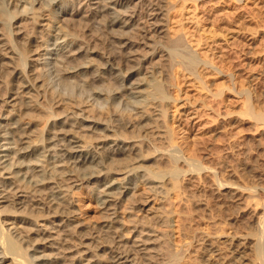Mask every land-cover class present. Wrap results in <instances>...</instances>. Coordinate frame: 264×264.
Masks as SVG:
<instances>
[{"label":"bare ground","instance_id":"bare-ground-1","mask_svg":"<svg viewBox=\"0 0 264 264\" xmlns=\"http://www.w3.org/2000/svg\"><path fill=\"white\" fill-rule=\"evenodd\" d=\"M204 1L182 0L195 7ZM24 3L0 0V264H179V257L188 250H183L181 256L180 249L172 251L168 231L165 233L155 225L167 224L169 220L171 204L167 194L176 192L178 177L201 174V167L197 168L196 158L197 167L189 163L191 159H181L185 147L180 143L174 146V140L167 136L166 112L175 101L168 81L172 67L179 65L181 71L200 81L205 92L210 93L208 83L200 80L196 68L202 65L216 73L221 70L208 61L205 53L200 51V56L189 48L181 28H168V15L175 9V1ZM11 6L14 11H9ZM34 25L43 28L44 33L37 35ZM49 65L58 66L65 79H72L58 80L65 81L73 91L80 82L88 88L83 102L74 96L61 99L57 95L54 102L63 108L62 116L47 110L32 93L35 88L46 87L38 78L40 72L46 77ZM229 83H224L225 87L220 84L210 93L212 97L222 98L224 90L242 95L240 116L264 125L263 110L253 111L251 92H237L232 78ZM123 106L138 123L123 119ZM148 106L153 111L146 112ZM226 112L223 119L229 114ZM218 123L224 125V121ZM154 125L162 129L155 137L166 142L168 139V146L153 148L146 136ZM126 129L136 135H123ZM191 165L199 170L192 169L194 175L189 169ZM203 170L222 200L237 207L230 220L237 224L248 212L255 229V233L248 234L250 237L239 239V234L235 232L236 237L226 229L223 236L228 237V255L215 263L232 264L231 256L238 252L242 242L247 244L250 239L257 255L255 264H264V186L241 188L223 183L214 168L205 165ZM82 188L89 191L95 202L92 212L79 196ZM155 195L160 199L157 205L153 203ZM205 227L203 222L198 224L203 241L208 237ZM204 251L209 255L217 252L210 245Z\"/></svg>","mask_w":264,"mask_h":264},{"label":"rangeland","instance_id":"rangeland-1","mask_svg":"<svg viewBox=\"0 0 264 264\" xmlns=\"http://www.w3.org/2000/svg\"><path fill=\"white\" fill-rule=\"evenodd\" d=\"M13 1L16 2L17 0ZM23 1H26V4L24 3L22 5H27L28 0H22V2ZM172 1H175L176 3L175 9L173 11L171 10L168 15V28H170L172 31L181 28L184 31V37L186 36L185 38H187L186 40H188L187 45L189 46V48H192L191 50H194L195 52L198 51L197 53H199L200 56L203 55L202 53H205L204 56H207L208 61L211 60L210 62L215 64L218 67L217 68L215 66L217 69L221 70L220 73H216L215 70L211 68H205L202 65L197 66L196 73L199 75L200 80L202 81L203 79V82L206 83V85L208 83L207 88H209L211 92H214L215 89L220 87V84L221 86L223 84V86L225 87V84H227V82L229 83V80L231 78L234 79V89L237 90V92H242V90L243 92H251L249 95L251 97V100L253 101V107L255 106L253 108V111L260 112L263 110L264 113V0H206L204 2H201V5H196L197 7H195V5L190 2L183 3L182 0ZM11 7L12 8L9 7V11H14L15 8L13 6ZM39 22L42 21L40 20ZM37 26L38 25H34L36 34L42 35L44 33L43 28ZM179 67V65H174L172 67V77H169L168 81V83L172 86H170L171 88L169 91L171 93V96L175 99V101L173 102L175 103V106H173V103H170L168 106L166 118L169 125L167 124L168 130L166 128L165 129L168 131L167 136L172 139L170 141L174 140L172 142L173 145L174 142L176 143L174 146L179 145L180 143V145L182 144V146L185 147L183 153H180V155H182L181 159H186V161L191 159L192 162L189 161V163L194 164L196 167L199 165V167H197L199 170L200 167L202 170L205 165H207V167L209 166V168L211 169L214 168V171L216 170V177H218L219 180L222 179L221 181H223V183L228 182V184H237L236 186H239L241 188L252 187L251 185L257 187L264 186V125L260 123L257 124L255 123V121H250L252 119L240 116L239 113L243 110L242 95H240V97H242L240 98L238 96H235L231 92L224 90L225 92L223 93L222 98H214V96L212 97V95L210 94L211 92L209 93V91H207L209 94L205 92L206 89L202 88V85H200V81L198 82V80L196 78L194 79L192 75H187V73L181 71L182 68ZM49 68L50 69H48L46 77L45 74L41 76L40 72L41 78H38L39 80L43 81L44 84H46V87H43L41 89L35 88L32 93L34 94V96H36L39 102H43L42 105L47 110H52V113H54L55 115L62 116L61 113L63 112V108L61 106H57L54 102L56 101L57 95L58 97H61V99H66L67 96H74L78 98L79 101L83 102L88 97V88L80 82V84L78 83L79 86L77 87V90L74 89L73 91L69 84H64L65 81L69 82L72 79H65L66 77L64 78L61 75L60 71L58 72V70L61 69L56 65H52L51 67L49 65ZM38 73L39 72L36 71V75H38ZM59 77L63 78L65 81L61 83L60 80H58ZM80 85L83 88H81ZM44 92L49 97L46 94L44 95ZM78 92L79 95H75L78 94ZM80 95L82 96L78 97ZM117 103L118 100L115 104L117 105ZM215 105L216 107H221H218V109H216L214 108ZM111 106L109 105L107 109L110 110ZM152 107L153 106H151V108ZM124 108L125 107L123 106L121 111ZM147 108L148 109L146 112L149 113L150 111H153L149 106ZM211 112L215 113V115ZM224 112L229 114L225 115V118L223 119L222 117H224ZM121 116L125 121H128L132 124L138 123V119H134V116H132V113L128 110V108L124 112L122 111ZM218 120L224 121V125L218 123ZM254 125H256L259 129L256 130V126ZM260 125L261 127H259ZM157 126L158 125H154L153 128L150 129V134L152 136H150V134L148 133L146 137L151 140L150 142H152L153 148L156 147L155 149H161L168 146L167 143L169 140L167 139L166 142V140H162L160 138L157 139L155 137L159 135V131L162 130ZM226 126L228 127L227 132L226 128H224ZM254 131L256 132V134ZM128 132V129L124 130L123 135H136L132 134V132L129 134ZM171 132L172 136L169 135ZM138 134H140V132ZM189 138L194 139L190 140ZM184 139H186V141ZM156 141L158 144L156 143ZM239 144L241 147L239 146ZM187 147L189 149H187ZM151 149L152 148L149 149V152H152L153 149ZM192 149L194 150V152ZM190 152L192 155L189 154ZM204 153L206 156L204 155ZM202 155L203 157H200ZM190 156L192 157L190 158ZM196 156L202 159L199 160V158ZM195 158L196 160L198 159L199 161H202L199 162L197 160L198 165H196L195 163L197 162L195 161ZM194 165H191L189 167V169L191 170L190 172L193 175L196 174L195 171H199L198 169H196V167H194ZM194 168L196 170H193L192 172V169ZM201 170L199 171V173L201 174H197L196 176H185V179L183 176L178 177L179 181H177L176 192L175 190H172L170 191V193L168 192L169 196L167 194V197L171 204L170 210H168L169 213L167 212L169 214L167 215L170 216L169 220L167 221V224H163L162 222H160L155 225L157 228L165 231V233L168 231L166 235L167 237L169 236V238L167 239L172 251L180 249L179 251L181 254L179 256H181L183 254L182 252H184L183 250H188H186L187 253L184 252L183 254L184 256L186 255L185 257H183V255L181 256L182 259L181 257H179V264H183L184 262V264H186V262L188 264H213V262L214 264H216L223 258L225 260L226 256L228 255V237L223 236L226 229L233 231L231 232L233 235H235V232L236 234H239L238 239L242 236L244 237L245 235L250 237V235H248L249 233H255V229H253L254 227L250 223L252 220L250 218L251 214H249L248 212V214L245 213L243 215L242 219H240L237 224L233 223L230 220V216L234 213V211L237 210V207H231L232 205H229L222 200L220 192L216 191L214 187L210 185V181L208 180L205 171ZM79 196L84 200L85 205L88 206L89 211L92 212L95 210V202L92 198H90L88 190L82 188V190H80L79 192ZM158 197V195L152 197L154 205H157L160 202V199ZM262 198L264 199V194L262 195ZM222 202L225 204H223ZM138 213L140 214V212ZM176 214L179 216L177 217ZM203 216L205 217V220ZM199 219L202 221H200ZM198 221L199 223L203 222L204 225H206L205 233H208L207 235L209 238H205L206 240L204 239V241L201 236V231L198 228ZM173 223L176 225L172 226ZM251 227L253 230L251 229ZM192 229L193 232L191 231ZM221 230L223 232H221ZM239 231L241 234L239 233ZM235 236L237 237V235ZM247 241H249V243ZM247 241H245L247 242V244L242 242V244L238 247V252L231 256V260L234 261L232 264H252V261H255L253 264L256 263L257 255L253 250L250 239ZM184 242L186 243V245L184 244ZM180 245L183 249L180 247ZM206 245H210L211 247L214 246L218 253L216 252L213 255H209L210 253L204 251L206 249ZM189 255H191L192 257ZM207 257H209L208 260Z\"/></svg>","mask_w":264,"mask_h":264}]
</instances>
